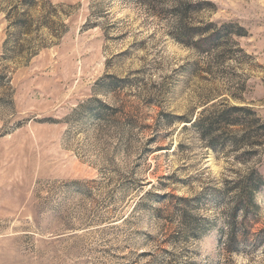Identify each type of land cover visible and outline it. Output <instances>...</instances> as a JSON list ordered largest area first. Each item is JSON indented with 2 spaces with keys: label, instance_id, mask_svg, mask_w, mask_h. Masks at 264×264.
I'll list each match as a JSON object with an SVG mask.
<instances>
[{
  "label": "rangeland",
  "instance_id": "rangeland-1",
  "mask_svg": "<svg viewBox=\"0 0 264 264\" xmlns=\"http://www.w3.org/2000/svg\"><path fill=\"white\" fill-rule=\"evenodd\" d=\"M182 4L235 29L186 47ZM149 6L0 0V264H264V186L230 252L225 180L249 166L187 123L214 97L264 120V0Z\"/></svg>",
  "mask_w": 264,
  "mask_h": 264
},
{
  "label": "trees",
  "instance_id": "trees-1",
  "mask_svg": "<svg viewBox=\"0 0 264 264\" xmlns=\"http://www.w3.org/2000/svg\"><path fill=\"white\" fill-rule=\"evenodd\" d=\"M140 1L141 3L149 1V5L152 6L156 0ZM191 6L182 4L175 10H165L177 16L179 25L173 36L178 43L203 53L217 45L225 37L224 33L228 34V31L235 29L234 25H224L219 30L211 24L204 28L187 25L184 22L185 17L194 9L200 8L197 6L193 9ZM218 99L214 97L206 100L198 115L196 114L197 116L187 123L191 124L209 149L231 156L229 160L237 162L242 167L249 166L246 174L236 173L235 179L225 180L226 188L223 195L228 196L230 200L225 210L230 239L227 249L233 252L239 237V214L241 213L243 218L249 217V213L257 208L255 195L264 186V179L255 168L257 160L264 154V120L254 108L231 105L226 100ZM175 199L182 207V210H178L179 213L182 217L187 216L183 208L190 203V200L177 197ZM246 222L245 220L240 225L244 231H246Z\"/></svg>",
  "mask_w": 264,
  "mask_h": 264
}]
</instances>
